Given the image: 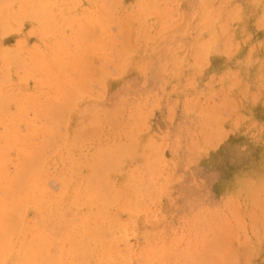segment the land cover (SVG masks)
<instances>
[{
  "label": "rangeland",
  "instance_id": "obj_1",
  "mask_svg": "<svg viewBox=\"0 0 264 264\" xmlns=\"http://www.w3.org/2000/svg\"><path fill=\"white\" fill-rule=\"evenodd\" d=\"M107 1L0 3V264H264V0Z\"/></svg>",
  "mask_w": 264,
  "mask_h": 264
},
{
  "label": "bare ground",
  "instance_id": "obj_2",
  "mask_svg": "<svg viewBox=\"0 0 264 264\" xmlns=\"http://www.w3.org/2000/svg\"><path fill=\"white\" fill-rule=\"evenodd\" d=\"M2 1H4V0H1L0 1V3L2 2ZM8 1V0H7ZM9 1H11V0H9ZM109 1V0H108ZM107 1V2H108ZM5 2H6V0H5ZM5 2H3V3H5ZM7 4V3H6ZM253 4H254V2H253ZM1 5V4H0ZM4 13V12H3ZM2 13V14H3ZM6 13V12H5ZM4 13V14H5ZM3 14V15H4ZM7 14V13H6ZM6 17V16H5ZM2 18V17H1ZM8 20V19H7ZM262 20V19H261ZM0 24H2V22L0 23ZM2 25H4V24H2ZM2 27V26H1ZM0 27V28H1ZM3 28V27H2ZM4 28H6V27H4ZM209 28V27H208ZM263 28V27H262ZM2 31H3V29H1ZM6 30V29H5ZM4 30V31H5ZM212 40V39H211ZM203 44V43H202ZM206 44H208L207 42H206ZM205 44V45H206ZM203 46V45H202ZM209 47H211V46H209ZM199 50V49H198ZM197 50V51H198ZM205 52V51H204ZM202 53V52H201ZM208 54V53H207ZM205 57H206V55H205ZM264 68V67H263ZM263 70V69H262ZM261 76V75H260ZM259 76V77H260ZM27 153V152H26ZM131 153V152H130ZM37 154V153H36ZM30 155H32V154H30ZM35 159L31 156H24L23 157V163H22V166H21V168H20V170L18 171V173L16 174V178H14L13 179V181L11 182L10 180H7V182H10V183H12L11 184V187H7L8 188V191H6L5 193H8L7 195L8 196H12L13 194H14V190H15V187H13L14 186V183H15V181H18L19 183H20V181L22 182V183H28L29 181H33V177L35 176V174L36 173H32L33 171L32 170H35V167H36V164H35ZM37 172V171H36ZM39 183V182H38ZM17 188V187H16ZM21 193V192H20ZM23 193V192H22ZM26 193V192H25ZM22 195V194H21ZM15 196V195H14ZM28 199V198H27ZM263 200V199H262ZM264 203V202H263ZM14 209V210H13ZM16 210V205L14 204V203H12L11 204V206L9 205V207L8 206H6V205H2V206H0V260H1V258L3 257V255H5V253L8 251L7 250V248H8V239H9V234H11V233H13L14 232V230H17V223H16V221L14 220V212L13 211H15ZM20 210H22V208L21 209H18V211H20ZM25 211V210H24ZM93 211V210H92ZM16 214V213H15ZM17 214H19V213H17ZM259 214V213H258ZM257 215V214H256ZM252 220H254V219H252ZM256 222H258V221H256ZM30 223V222H29ZM17 225V226H16ZM33 230H35V229H33ZM32 230V231H33ZM33 234V233H32ZM29 236V235H28ZM28 238V237H27ZM27 240V239H26ZM97 243H99L98 242V240H95ZM96 243V244H97ZM95 245V244H94ZM192 245H193V243H192ZM41 246V245H40ZM42 248L43 247H38V248H36V250H37V252H38V255H37V257H38V259H37V261H35V262H33V263H31V261L30 260H27L25 263L26 264H44L43 263V261H42V254H43V250H42ZM198 248V247H197ZM28 251H30L31 252V250L29 249ZM249 251V250H248ZM230 252V251H229ZM66 253V252H65ZM31 254V253H30ZM56 254V253H55ZM230 254V253H229ZM236 255V254H235ZM108 256V255H107ZM106 256V260L108 261V263H109V260H112V257L111 256H108L107 257ZM116 256V255H115ZM240 256V255H239ZM36 257V258H37ZM53 256H51V258H52ZM111 257V258H110ZM226 257V256H225ZM253 257V256H252ZM227 258V257H226ZM229 259H230V257H229ZM52 260H53V258H52ZM51 259H50V261H49V263L52 261ZM231 260V259H230ZM103 261H105V260H103ZM234 261H235V259H234ZM45 262V261H44ZM24 263V262H23ZM24 263V264H25ZM111 263V262H110ZM229 264V263H228Z\"/></svg>",
  "mask_w": 264,
  "mask_h": 264
}]
</instances>
